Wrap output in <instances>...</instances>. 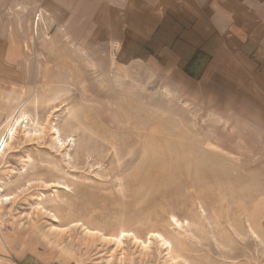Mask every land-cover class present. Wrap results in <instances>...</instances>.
Wrapping results in <instances>:
<instances>
[{
	"label": "rangeland",
	"instance_id": "374dc122",
	"mask_svg": "<svg viewBox=\"0 0 264 264\" xmlns=\"http://www.w3.org/2000/svg\"><path fill=\"white\" fill-rule=\"evenodd\" d=\"M46 9L0 0V264H264V114Z\"/></svg>",
	"mask_w": 264,
	"mask_h": 264
},
{
	"label": "crops",
	"instance_id": "0c3cea01",
	"mask_svg": "<svg viewBox=\"0 0 264 264\" xmlns=\"http://www.w3.org/2000/svg\"><path fill=\"white\" fill-rule=\"evenodd\" d=\"M44 1L64 26L84 28L79 40L113 52L115 64L147 62L206 83L214 106L264 114V0Z\"/></svg>",
	"mask_w": 264,
	"mask_h": 264
},
{
	"label": "bare ground",
	"instance_id": "6f19581e",
	"mask_svg": "<svg viewBox=\"0 0 264 264\" xmlns=\"http://www.w3.org/2000/svg\"><path fill=\"white\" fill-rule=\"evenodd\" d=\"M18 121V120H17ZM15 123V122H14ZM19 125V124H18ZM14 127V126H13ZM11 127L9 129V134H8V138L5 139V136L2 138V142L0 144V155L3 154L5 152V149L7 148L8 146V140H12L15 136V133L17 131V128H13ZM18 127V126H17ZM50 130L53 131V135L55 136L56 134H58V130L56 128H54V125L53 126H50ZM28 133V132H27ZM7 134V133H6ZM57 138H59V136H57ZM58 141H61L60 139H57ZM85 231L91 235H97L98 232L97 231H89L87 230V228H85ZM101 238L105 239V240H110L112 241L114 244L116 245H119L120 243H122L123 240L125 239H129L131 241H133L134 243L140 245L141 247L145 248L146 245L144 242H141L140 240L136 239L135 236H133L132 233L130 232H126V231H123L121 232L117 237H104L101 235ZM151 239H154L155 241H157L161 246L164 247V249L169 252V250L172 248L171 247V244L169 241H167L163 236H161L160 234L158 233H151V235L148 237L147 239V242L150 243L149 241ZM170 253V252H169ZM168 253V254H169Z\"/></svg>",
	"mask_w": 264,
	"mask_h": 264
}]
</instances>
